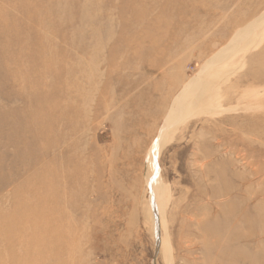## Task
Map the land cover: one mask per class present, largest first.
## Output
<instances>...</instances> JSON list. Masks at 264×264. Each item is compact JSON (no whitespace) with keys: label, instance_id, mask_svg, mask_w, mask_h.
<instances>
[{"label":"rangeland","instance_id":"rangeland-1","mask_svg":"<svg viewBox=\"0 0 264 264\" xmlns=\"http://www.w3.org/2000/svg\"><path fill=\"white\" fill-rule=\"evenodd\" d=\"M0 264H264V0H0Z\"/></svg>","mask_w":264,"mask_h":264},{"label":"bare ground","instance_id":"bare-ground-1","mask_svg":"<svg viewBox=\"0 0 264 264\" xmlns=\"http://www.w3.org/2000/svg\"><path fill=\"white\" fill-rule=\"evenodd\" d=\"M260 20H262V18ZM208 83H210V85H211V82H209V80H206L205 83L203 84L204 85V88H205V91H208L211 88V86L209 87V84ZM202 95H203L202 92H196V91L194 92V96L197 97V98H200ZM160 223H161V221H160ZM161 224H164L165 225L164 220L162 221Z\"/></svg>","mask_w":264,"mask_h":264}]
</instances>
